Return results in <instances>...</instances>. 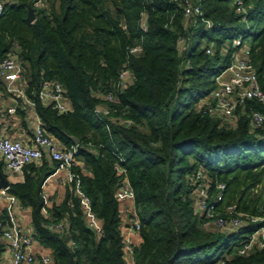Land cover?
<instances>
[{"label": "trees", "instance_id": "trees-1", "mask_svg": "<svg viewBox=\"0 0 264 264\" xmlns=\"http://www.w3.org/2000/svg\"><path fill=\"white\" fill-rule=\"evenodd\" d=\"M29 4L34 0H5L0 58L18 53L33 108L63 144L77 136V159L59 201L47 204L44 196L43 182L57 166L48 156L25 162L23 178L9 179L6 189L30 207L34 234L50 247L53 264H126L114 193L123 177L133 187L140 220L134 264H264V245L232 251L260 220L232 230L207 226L194 206L190 179L202 165L213 190L224 181L217 209L227 213L225 205L235 202L236 209L264 214V125L253 129L248 114L264 103L246 99L233 123L196 105L230 62L238 35L248 40L264 88V0H242V10L236 0H203L210 24L198 18L188 25L178 0H50L35 6L32 20ZM143 9L145 29L139 26ZM180 37L186 40L181 48ZM134 41L142 42V50L127 52ZM125 59L133 78L120 88L115 81ZM44 77L63 83L71 108L58 111L38 96ZM108 89L117 98L104 96ZM26 103L18 101L20 115ZM97 104L116 108L105 113ZM77 186L100 218L99 230L88 223ZM222 245L231 254L216 262L223 253L212 248ZM3 247L0 238V259Z\"/></svg>", "mask_w": 264, "mask_h": 264}, {"label": "built area", "instance_id": "built-area-1", "mask_svg": "<svg viewBox=\"0 0 264 264\" xmlns=\"http://www.w3.org/2000/svg\"><path fill=\"white\" fill-rule=\"evenodd\" d=\"M178 1L182 4L183 18L187 25L195 24L198 18L210 24V18L204 14L203 0ZM236 2L237 9L242 10V0H236ZM4 5L5 0H0V12L3 10ZM139 26L142 29L147 26V17L144 9L140 12ZM185 42V38L180 37L178 46L181 48ZM233 42L237 47L233 49L230 62L215 75V86L196 101L198 108L221 116L227 123L230 122L229 118L232 120L231 123L234 122L238 106L244 105L246 99L253 98L264 103V88L261 86L255 70L249 45L242 41L240 35L236 36ZM142 47V42L134 41L127 45V52L136 53L142 50ZM207 49L209 50L210 46H207ZM224 72H228L227 77H222ZM132 78L133 74L129 68L128 60L125 59L118 69L115 86L122 88ZM0 79L2 80L0 92L1 88H3L14 95V99L17 95L22 96L27 102L28 108L32 109L35 117V121L30 122L31 134L29 140L12 136L0 129V155L4 159L5 171L22 172L25 162L39 160L43 156H48L56 159L57 166L64 167L67 170L68 178L70 179L72 176L69 169L70 164L77 159V142L74 141L65 145L55 134L45 129L41 116L33 108L34 100L25 92L26 80L23 72V63L15 50H10L0 58ZM37 92L44 102L51 103L58 111L71 108V99L65 93L63 83L57 78H42ZM116 94V90L113 89H108L104 92V96L110 99L117 98ZM17 103L16 99L12 100L7 105V109L15 111ZM115 108V106L111 107L107 104L96 105L98 111L105 113ZM248 114L250 125L253 129L264 125V109L253 106L249 108ZM117 170L120 172L123 167L117 165ZM190 179L193 183L194 206L204 217H207L205 223H208L206 221H211L216 228L232 230L242 224L260 220L258 225L241 240L240 244L234 246L232 251L247 252L264 245V214L236 209L235 202L225 205L224 208L227 213L217 209L216 205L222 198L224 181H217L215 183L216 189L213 190L211 188L212 179L202 165H198L191 171ZM6 186H0V195L5 199L4 207L0 206V236L4 240L7 255L1 256L0 264H53L51 250L46 251L42 248L41 245L43 243L36 238L30 220L24 221L17 218L16 209H22L25 206L21 204L14 193L6 189ZM76 188L80 192L79 187L77 186ZM80 193L88 223L99 230L101 226L100 218L90 208L89 197L82 192ZM114 193L122 206V209H120L122 217L128 225L138 230L140 220L133 200V187L127 177L122 178ZM126 198L130 201L125 203L124 200ZM132 249L133 245L128 242L124 243L123 255L125 259L130 257L133 260ZM224 254L228 256L231 252L224 251L216 262L223 261L225 259Z\"/></svg>", "mask_w": 264, "mask_h": 264}, {"label": "crops", "instance_id": "crops-1", "mask_svg": "<svg viewBox=\"0 0 264 264\" xmlns=\"http://www.w3.org/2000/svg\"><path fill=\"white\" fill-rule=\"evenodd\" d=\"M1 85V84H0ZM2 87V85H1ZM0 92V129L5 131L6 133L19 137L24 140L30 139L31 127L30 121L26 119V116L29 111L33 112L32 109L26 108L23 115H20L19 112L9 111L7 109V105L15 100L18 102L22 97L17 95L14 99L12 94L8 91L1 88ZM15 97V96H14ZM27 104V103H26ZM28 106V104H27ZM1 157V155H0ZM6 176L9 179H21L23 178V173L21 171H10L6 172ZM69 180L67 170L64 167L56 166L55 169L47 175L43 182V191L46 198V203L50 204L52 201H59L62 199L66 189V183ZM127 198L124 202H129ZM132 201V200H131ZM5 199L2 195H0V206L4 207ZM119 209H122V206L119 204ZM121 231L123 233V238L125 242H128L130 245L138 243L141 239V235L137 229H133L130 225L127 224L126 220L122 217L121 211ZM17 218L20 220H30V207L25 206L22 209H16ZM3 240V238L0 236ZM4 241V240H3ZM39 244V243H38ZM42 248L46 251L50 250V247L42 244ZM7 255V249L4 245L1 256ZM133 263V260L131 262Z\"/></svg>", "mask_w": 264, "mask_h": 264}, {"label": "rangeland", "instance_id": "rangeland-1", "mask_svg": "<svg viewBox=\"0 0 264 264\" xmlns=\"http://www.w3.org/2000/svg\"><path fill=\"white\" fill-rule=\"evenodd\" d=\"M49 2H50V0H38V1H35L34 2V5L33 6L34 7L35 6H48L49 5ZM244 43L245 44H248V40H245ZM237 50H239V48H237ZM227 73L228 72H224L222 74V77H227ZM26 119L29 120L30 122H34L35 121V117L33 115V112L29 111L28 114H27V116H26ZM229 121L231 122L232 120L229 118ZM206 222H208V223H205L207 226L214 227V224L211 223V221H206ZM226 249H227V246L225 247L224 245L219 246V247H216V248H212L213 253H216V254L223 253ZM126 260H127V264H132L131 263L132 259L130 257H127Z\"/></svg>", "mask_w": 264, "mask_h": 264}, {"label": "water", "instance_id": "water-1", "mask_svg": "<svg viewBox=\"0 0 264 264\" xmlns=\"http://www.w3.org/2000/svg\"><path fill=\"white\" fill-rule=\"evenodd\" d=\"M35 14H36L35 7L29 4L27 7V14H26L27 18L29 20H32L35 17ZM11 41H12V38H10L9 41L5 42L4 48H7L10 45ZM71 136L74 141L76 142L78 141L77 136H75L74 134H71ZM8 183H9V178L4 173H2L0 176V186H6Z\"/></svg>", "mask_w": 264, "mask_h": 264}]
</instances>
